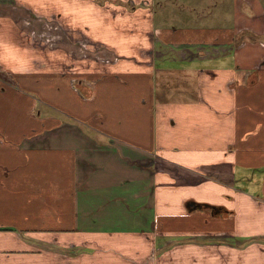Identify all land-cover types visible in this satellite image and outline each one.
Here are the masks:
<instances>
[{"label":"crops","instance_id":"obj_1","mask_svg":"<svg viewBox=\"0 0 264 264\" xmlns=\"http://www.w3.org/2000/svg\"><path fill=\"white\" fill-rule=\"evenodd\" d=\"M0 264H264V0H0Z\"/></svg>","mask_w":264,"mask_h":264},{"label":"rangeland","instance_id":"obj_2","mask_svg":"<svg viewBox=\"0 0 264 264\" xmlns=\"http://www.w3.org/2000/svg\"><path fill=\"white\" fill-rule=\"evenodd\" d=\"M228 244V243H227Z\"/></svg>","mask_w":264,"mask_h":264}]
</instances>
